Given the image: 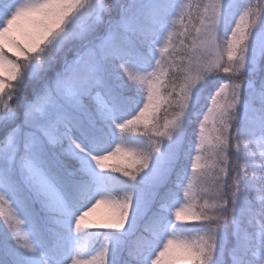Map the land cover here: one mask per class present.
Here are the masks:
<instances>
[{
	"label": "snow or ice",
	"instance_id": "obj_1",
	"mask_svg": "<svg viewBox=\"0 0 264 264\" xmlns=\"http://www.w3.org/2000/svg\"><path fill=\"white\" fill-rule=\"evenodd\" d=\"M0 264H264V0H0Z\"/></svg>",
	"mask_w": 264,
	"mask_h": 264
},
{
	"label": "rangeland",
	"instance_id": "obj_2",
	"mask_svg": "<svg viewBox=\"0 0 264 264\" xmlns=\"http://www.w3.org/2000/svg\"><path fill=\"white\" fill-rule=\"evenodd\" d=\"M113 161H109V163H112ZM107 208L104 206H101V208L97 209V212L94 214L96 217L103 216L107 212Z\"/></svg>",
	"mask_w": 264,
	"mask_h": 264
},
{
	"label": "trees",
	"instance_id": "obj_3",
	"mask_svg": "<svg viewBox=\"0 0 264 264\" xmlns=\"http://www.w3.org/2000/svg\"><path fill=\"white\" fill-rule=\"evenodd\" d=\"M109 163V162H108Z\"/></svg>",
	"mask_w": 264,
	"mask_h": 264
}]
</instances>
